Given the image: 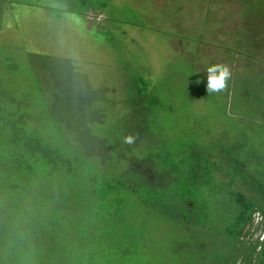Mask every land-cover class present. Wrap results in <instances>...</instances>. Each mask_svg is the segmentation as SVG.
Masks as SVG:
<instances>
[{
    "label": "trees",
    "instance_id": "obj_1",
    "mask_svg": "<svg viewBox=\"0 0 264 264\" xmlns=\"http://www.w3.org/2000/svg\"><path fill=\"white\" fill-rule=\"evenodd\" d=\"M59 1L77 15L110 3ZM6 3L23 2L0 0V22ZM14 56L0 47V264H135L152 210L189 233L168 235L164 264H264L260 155L224 145L213 154L196 144L166 155L135 152L153 140L150 123L161 102L142 76L129 80L123 101L132 111L125 135L136 142L110 146L94 133L105 119L97 104L106 94L71 60L28 54L23 70ZM28 72L33 81H25ZM211 232L207 245L194 235Z\"/></svg>",
    "mask_w": 264,
    "mask_h": 264
},
{
    "label": "rangeland",
    "instance_id": "obj_2",
    "mask_svg": "<svg viewBox=\"0 0 264 264\" xmlns=\"http://www.w3.org/2000/svg\"><path fill=\"white\" fill-rule=\"evenodd\" d=\"M22 2L6 3L0 47L23 70L28 54L71 60L106 94L97 104L105 119L94 133L110 146L126 136L132 111L123 101L129 80L142 76L161 102L150 123L153 140L135 152L166 155L186 144L213 154L215 145L238 146L242 154L249 148L260 155L264 178V0H110L107 10L83 8L84 15L67 12L72 5L59 0ZM215 62L233 74L226 91L208 95L205 67ZM35 76L28 72L25 81ZM216 203L217 214L227 215ZM150 217L147 247L135 264L168 262V235L189 234L153 210ZM194 235L205 245L213 239V232Z\"/></svg>",
    "mask_w": 264,
    "mask_h": 264
},
{
    "label": "clouds",
    "instance_id": "obj_3",
    "mask_svg": "<svg viewBox=\"0 0 264 264\" xmlns=\"http://www.w3.org/2000/svg\"><path fill=\"white\" fill-rule=\"evenodd\" d=\"M205 72L207 76L206 90L208 95L221 93L228 89L229 81L233 74L229 64L223 62L209 63L205 67ZM199 82L198 80L197 83ZM136 139L137 137L130 133L123 138V143L133 145Z\"/></svg>",
    "mask_w": 264,
    "mask_h": 264
},
{
    "label": "built area",
    "instance_id": "obj_4",
    "mask_svg": "<svg viewBox=\"0 0 264 264\" xmlns=\"http://www.w3.org/2000/svg\"><path fill=\"white\" fill-rule=\"evenodd\" d=\"M255 221H256V223H259L261 221V218L258 216V214H256ZM263 238H264V231L261 232V234H260V240H262Z\"/></svg>",
    "mask_w": 264,
    "mask_h": 264
}]
</instances>
